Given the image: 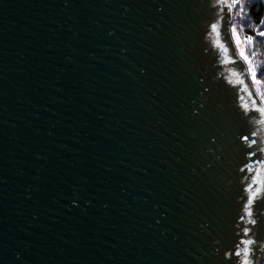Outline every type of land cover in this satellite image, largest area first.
Returning <instances> with one entry per match:
<instances>
[{
    "label": "water",
    "instance_id": "95a60500",
    "mask_svg": "<svg viewBox=\"0 0 264 264\" xmlns=\"http://www.w3.org/2000/svg\"><path fill=\"white\" fill-rule=\"evenodd\" d=\"M214 11L0 0V264H216L236 123Z\"/></svg>",
    "mask_w": 264,
    "mask_h": 264
},
{
    "label": "snow or ice",
    "instance_id": "6c2138e0",
    "mask_svg": "<svg viewBox=\"0 0 264 264\" xmlns=\"http://www.w3.org/2000/svg\"><path fill=\"white\" fill-rule=\"evenodd\" d=\"M241 4L242 0H210V7L215 11L207 22L204 36V52L212 55L213 66L217 68L213 79L222 81L221 87L229 99L236 123L230 161L233 191L226 220L217 224L216 264H260L256 254L264 253V147L260 146L264 144V129L252 127L254 124L264 126V70H258L242 47L243 43L252 44L255 37L247 35L242 41L237 27L233 24L229 28L227 16L237 8L242 12ZM222 27L226 35L230 31L239 60L231 58L229 47L221 42ZM257 36L264 38V31H259ZM214 49L223 54L219 61ZM226 65H238L242 71L238 73L228 67L229 75L226 76L219 70L220 66ZM242 75H246L247 82ZM236 85L241 86L238 91Z\"/></svg>",
    "mask_w": 264,
    "mask_h": 264
},
{
    "label": "trees",
    "instance_id": "16d2710c",
    "mask_svg": "<svg viewBox=\"0 0 264 264\" xmlns=\"http://www.w3.org/2000/svg\"><path fill=\"white\" fill-rule=\"evenodd\" d=\"M241 7L242 12L240 8L233 10V24L237 27L242 41L247 35L255 37L252 44L243 43L242 47L258 70H264V38L257 36L259 31H264V0H242Z\"/></svg>",
    "mask_w": 264,
    "mask_h": 264
},
{
    "label": "clouds",
    "instance_id": "9594fccd",
    "mask_svg": "<svg viewBox=\"0 0 264 264\" xmlns=\"http://www.w3.org/2000/svg\"><path fill=\"white\" fill-rule=\"evenodd\" d=\"M256 256H257V260L260 261V264H264V259H261L262 257H264V253L258 252Z\"/></svg>",
    "mask_w": 264,
    "mask_h": 264
}]
</instances>
